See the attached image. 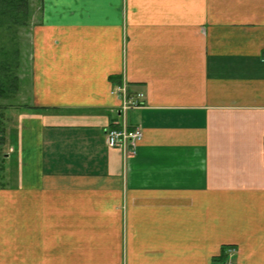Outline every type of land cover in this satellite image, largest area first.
Masks as SVG:
<instances>
[{
  "label": "crops",
  "instance_id": "obj_1",
  "mask_svg": "<svg viewBox=\"0 0 264 264\" xmlns=\"http://www.w3.org/2000/svg\"><path fill=\"white\" fill-rule=\"evenodd\" d=\"M37 8L0 264H264V0ZM122 84L133 152L105 140Z\"/></svg>",
  "mask_w": 264,
  "mask_h": 264
},
{
  "label": "rangeland",
  "instance_id": "obj_2",
  "mask_svg": "<svg viewBox=\"0 0 264 264\" xmlns=\"http://www.w3.org/2000/svg\"><path fill=\"white\" fill-rule=\"evenodd\" d=\"M38 0H30L29 8L30 15L27 19L23 17L21 22H14L13 16L7 14L8 12H0V60L3 59L4 54L10 56L13 52V58H8L9 69L8 72L11 75L16 73L18 75V90L14 96L9 95L8 98L0 97V119L3 121L0 127L3 128L1 132L3 139L0 141V160H1V172H0V185L7 179L4 180L2 173L5 168L8 169L9 163L4 156V153L9 152V133H13V127L17 120L20 104H23L27 96H30L28 88L24 86L23 89L20 87L21 77L24 73L20 72L29 68L30 60V46H31V27L32 22L37 18ZM35 10V11H34ZM4 21V22H3ZM1 63V61H0ZM16 63V65H15ZM1 66V65H0ZM5 158V159H4ZM14 166V165H13ZM7 182V180H6Z\"/></svg>",
  "mask_w": 264,
  "mask_h": 264
},
{
  "label": "built area",
  "instance_id": "obj_3",
  "mask_svg": "<svg viewBox=\"0 0 264 264\" xmlns=\"http://www.w3.org/2000/svg\"><path fill=\"white\" fill-rule=\"evenodd\" d=\"M117 92L122 96V103L118 109V114L122 116L121 122H115L105 131V140L108 145L118 147L125 152H133L135 143L142 137V130L139 126L130 127L125 123V111L127 108L137 105L141 93H137L135 98L128 95L126 84L117 87ZM227 264H234L228 262Z\"/></svg>",
  "mask_w": 264,
  "mask_h": 264
},
{
  "label": "trees",
  "instance_id": "obj_4",
  "mask_svg": "<svg viewBox=\"0 0 264 264\" xmlns=\"http://www.w3.org/2000/svg\"><path fill=\"white\" fill-rule=\"evenodd\" d=\"M29 1L30 0H0V12L7 14H11L13 16L14 22L18 23L21 22V19L23 17L27 19L30 15V8H29ZM4 22V21H3ZM2 22L0 21V24ZM4 57L1 59L0 63V97L8 98L9 95L12 94L14 96L18 90V75L14 72H11V75L8 72L9 66L8 65V58L10 60L15 56L9 53L10 56H7L6 53H3ZM13 60H15L13 58ZM16 65V63H15ZM2 120L0 119V124H2ZM3 131V128L0 127V141L3 139V136L1 132ZM1 164V160H0ZM2 166L0 165V172H1Z\"/></svg>",
  "mask_w": 264,
  "mask_h": 264
}]
</instances>
